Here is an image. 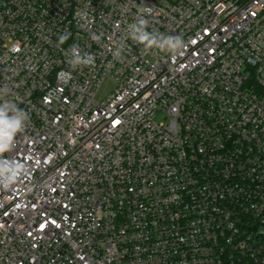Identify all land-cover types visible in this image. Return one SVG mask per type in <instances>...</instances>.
<instances>
[{"label":"built area","instance_id":"2783aa9c","mask_svg":"<svg viewBox=\"0 0 264 264\" xmlns=\"http://www.w3.org/2000/svg\"><path fill=\"white\" fill-rule=\"evenodd\" d=\"M2 88L0 264H264V0H0Z\"/></svg>","mask_w":264,"mask_h":264},{"label":"clouds","instance_id":"9594fccd","mask_svg":"<svg viewBox=\"0 0 264 264\" xmlns=\"http://www.w3.org/2000/svg\"><path fill=\"white\" fill-rule=\"evenodd\" d=\"M148 24L149 22L147 19L139 18L136 23L130 25L131 39L139 44H143L146 49L155 47L173 56L183 54L182 49L185 47V44L180 36H166L155 31L149 32L147 31ZM69 35L70 34L67 33L61 35L59 37V43H65ZM92 39L98 40L99 38L93 34ZM71 51L73 55L71 65L73 68L80 65H94V57L92 55H81L78 47L75 45L72 46ZM119 54V51H117L116 55ZM60 75L71 79L70 73H60ZM7 94V88L0 89V98ZM29 118V113L18 107L14 102L4 100L0 103V156H3L5 152H9L13 149L17 134L24 131ZM12 171L13 170L10 168L0 167V176ZM16 171H20V169L18 168ZM15 178L14 175L9 176L8 183L14 182Z\"/></svg>","mask_w":264,"mask_h":264},{"label":"rangeland","instance_id":"374dc122","mask_svg":"<svg viewBox=\"0 0 264 264\" xmlns=\"http://www.w3.org/2000/svg\"><path fill=\"white\" fill-rule=\"evenodd\" d=\"M112 88H113V84L112 83H108V85L101 91L100 96H103L104 94L111 92ZM157 120L158 121H163L162 117H158Z\"/></svg>","mask_w":264,"mask_h":264},{"label":"snow or ice","instance_id":"6c2138e0","mask_svg":"<svg viewBox=\"0 0 264 264\" xmlns=\"http://www.w3.org/2000/svg\"><path fill=\"white\" fill-rule=\"evenodd\" d=\"M115 123H119V121L115 122Z\"/></svg>","mask_w":264,"mask_h":264}]
</instances>
